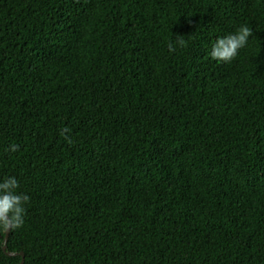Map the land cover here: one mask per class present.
Masks as SVG:
<instances>
[{
  "label": "trees",
  "instance_id": "16d2710c",
  "mask_svg": "<svg viewBox=\"0 0 264 264\" xmlns=\"http://www.w3.org/2000/svg\"><path fill=\"white\" fill-rule=\"evenodd\" d=\"M9 176L0 264H264V0H0Z\"/></svg>",
  "mask_w": 264,
  "mask_h": 264
},
{
  "label": "clouds",
  "instance_id": "9594fccd",
  "mask_svg": "<svg viewBox=\"0 0 264 264\" xmlns=\"http://www.w3.org/2000/svg\"><path fill=\"white\" fill-rule=\"evenodd\" d=\"M253 35L252 30L247 25H242L234 33L222 38H217L209 53L213 61L229 63L233 61L239 51L246 47L249 37ZM183 36H177L175 42L168 41L167 47L170 53L176 51V45L185 46ZM61 137L71 145L72 137L69 135L67 127L60 130ZM19 145L12 143L8 146L9 152H17ZM19 181L9 176L0 181V230L12 231L20 229L25 222L26 205L30 202V196L19 192Z\"/></svg>",
  "mask_w": 264,
  "mask_h": 264
},
{
  "label": "water",
  "instance_id": "95a60500",
  "mask_svg": "<svg viewBox=\"0 0 264 264\" xmlns=\"http://www.w3.org/2000/svg\"><path fill=\"white\" fill-rule=\"evenodd\" d=\"M9 233H10V231H5V235H4L3 241H2V249H3L4 253L7 256H16L18 253H12V252L6 251V242L8 240ZM19 254H20L21 258H22V260L20 261L19 264H23V257H24V255H23V253H19Z\"/></svg>",
  "mask_w": 264,
  "mask_h": 264
}]
</instances>
